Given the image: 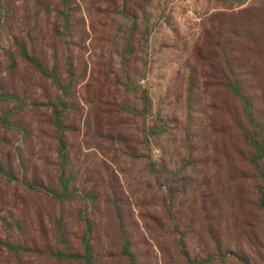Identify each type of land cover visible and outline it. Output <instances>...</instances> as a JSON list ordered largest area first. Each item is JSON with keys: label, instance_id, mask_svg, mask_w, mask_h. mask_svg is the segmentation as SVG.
<instances>
[{"label": "trees", "instance_id": "obj_1", "mask_svg": "<svg viewBox=\"0 0 264 264\" xmlns=\"http://www.w3.org/2000/svg\"><path fill=\"white\" fill-rule=\"evenodd\" d=\"M92 1L130 21L131 35L151 4ZM222 3L193 48L188 79L190 95L202 80L210 96L208 122L191 135L185 160L203 176L169 191L164 219L152 221L173 235L182 264H264V0ZM78 8L77 0H0V264H148L150 241L115 170L103 163L80 179L76 171L70 136L81 125L105 134L112 146L125 142L134 156L126 147L128 124L150 113L146 92L141 109L106 101L95 87L99 79L87 80L86 66L77 73L72 57L59 54L61 30L74 23ZM129 38L125 49L133 52ZM123 77L126 86L133 83L131 72ZM83 80L85 115L76 98ZM105 106L110 116L101 114ZM169 123L158 116L151 134L166 132ZM36 131L54 142V161L36 153ZM17 136L22 147L13 142ZM100 205L109 243L95 217ZM150 240L169 253L156 235ZM109 245L116 260L106 254Z\"/></svg>", "mask_w": 264, "mask_h": 264}, {"label": "rangeland", "instance_id": "obj_2", "mask_svg": "<svg viewBox=\"0 0 264 264\" xmlns=\"http://www.w3.org/2000/svg\"><path fill=\"white\" fill-rule=\"evenodd\" d=\"M77 2L76 20L61 30L63 40L59 41V54L66 53L72 57L77 73L86 66L87 80L92 76L99 79L100 83L95 86L93 82L91 87L101 89L106 101L111 98L118 102L124 100L129 106L141 109L142 93L146 92L150 103L149 115L140 116L128 124L130 129L126 137L132 141L126 147H134V156L129 155L132 152L130 148H124L125 142L112 146L105 134L98 137L94 131H87L82 125L80 132L70 136L77 155L75 164L78 177L80 179L82 174L84 177L91 176V170L95 168L102 170L103 163L115 170L131 202L140 234L144 233L150 241L151 247L146 249L148 264H182L173 247V235L164 233L156 226L152 216L164 219L162 203L166 194L171 190H181L203 176L201 167H188L185 160L190 150L191 135L205 129L208 122L210 96L208 89L204 91L202 80L190 95L188 79L190 66H194L193 48L203 34L208 16L224 7L222 0H151L145 15L139 18L138 32L132 35L131 22L121 15L105 11V6L92 0ZM128 37L134 47L133 52L125 49ZM48 46L44 44L51 55L53 50ZM109 63L110 75L104 82L103 76ZM126 65L131 69H126ZM127 71L134 78L128 86L123 77ZM85 83L83 80L76 88V98L83 115L88 110L83 104ZM102 110L104 117L111 115L107 111L113 112L108 110V106ZM41 111L43 114L44 110ZM158 116L170 120L169 128L153 136L152 127ZM34 136L36 153L54 161V142L41 131L34 132ZM13 142L15 146L22 147L20 136L15 137ZM37 162L41 165L42 161ZM100 208V211L96 210L95 217L103 223L105 210L102 205ZM100 228L104 241L109 243L106 223L101 224ZM151 235L164 242L170 248L169 253L160 252L151 242ZM189 246H195L194 251H197L196 243L192 240ZM106 250L111 259H117V252L110 245Z\"/></svg>", "mask_w": 264, "mask_h": 264}]
</instances>
